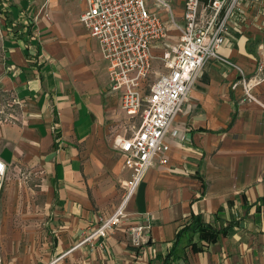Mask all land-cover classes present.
Returning <instances> with one entry per match:
<instances>
[{
	"label": "crops",
	"instance_id": "0c3cea01",
	"mask_svg": "<svg viewBox=\"0 0 264 264\" xmlns=\"http://www.w3.org/2000/svg\"><path fill=\"white\" fill-rule=\"evenodd\" d=\"M83 8L76 0H0V89L19 105L0 122V158L8 168L38 166L49 182L58 227L47 264H163L170 251L168 264H264V81L255 100L238 83L264 77V0L241 2L218 58L205 63L174 117L177 133L164 137L166 163L147 170L128 217L90 241L130 173L115 140L140 123L111 89L98 43L78 21ZM191 216L215 228L234 224L211 242L184 232L173 247ZM138 224L148 228L135 247L127 227Z\"/></svg>",
	"mask_w": 264,
	"mask_h": 264
},
{
	"label": "built area",
	"instance_id": "2783aa9c",
	"mask_svg": "<svg viewBox=\"0 0 264 264\" xmlns=\"http://www.w3.org/2000/svg\"><path fill=\"white\" fill-rule=\"evenodd\" d=\"M84 3L78 21L93 37L105 61L111 89L120 91L121 108L128 117H140V125L129 137L115 140L130 173L122 183L121 199L114 211L99 220L84 239L105 236L128 217L125 208L134 196L147 170L157 161L166 163L174 117L188 98L189 90L206 62L218 58V50L228 31L229 21L248 0H182V12L176 16L167 0H76ZM161 12L166 14L163 18ZM174 30L175 40L170 31ZM160 45V53L153 48ZM163 71L156 73L154 61ZM259 66L258 71H261ZM155 75L152 82L150 76ZM264 81L253 74L238 80L248 100H255L253 89ZM8 166L0 158L1 191ZM145 225L127 227L131 245L144 242ZM0 264L2 256L0 251Z\"/></svg>",
	"mask_w": 264,
	"mask_h": 264
},
{
	"label": "rangeland",
	"instance_id": "374dc122",
	"mask_svg": "<svg viewBox=\"0 0 264 264\" xmlns=\"http://www.w3.org/2000/svg\"><path fill=\"white\" fill-rule=\"evenodd\" d=\"M167 1L175 13L180 12L182 0ZM155 64L160 69L158 62ZM18 111L19 105L11 93L0 89V122L13 119ZM140 121L138 117L134 127ZM1 208L0 245L4 263H49L58 223L49 182L38 166L20 162L9 166L1 192Z\"/></svg>",
	"mask_w": 264,
	"mask_h": 264
},
{
	"label": "trees",
	"instance_id": "16d2710c",
	"mask_svg": "<svg viewBox=\"0 0 264 264\" xmlns=\"http://www.w3.org/2000/svg\"><path fill=\"white\" fill-rule=\"evenodd\" d=\"M233 224L234 222H231L226 227L215 228L211 224L204 222L199 216H191L190 219L177 230L173 247L177 245L180 236L184 232L197 231L201 240L203 239L206 242H211L219 233H225L226 228ZM192 247L195 250L200 248L194 244H192ZM170 254H172V251H170V253L164 258L163 264H168Z\"/></svg>",
	"mask_w": 264,
	"mask_h": 264
}]
</instances>
